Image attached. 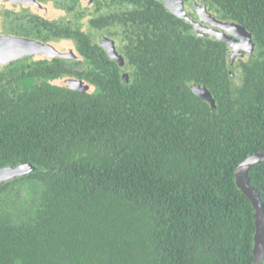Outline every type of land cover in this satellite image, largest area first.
Masks as SVG:
<instances>
[{"label":"trees","instance_id":"obj_1","mask_svg":"<svg viewBox=\"0 0 264 264\" xmlns=\"http://www.w3.org/2000/svg\"><path fill=\"white\" fill-rule=\"evenodd\" d=\"M206 1L253 36L238 81L224 41L159 0H91L92 30L16 22L74 39L77 56L0 69V167L34 166L0 185V264H252L254 209L234 170L264 149V0ZM117 28L128 82L94 40ZM64 75L98 89L53 83ZM248 177L264 203V161Z\"/></svg>","mask_w":264,"mask_h":264},{"label":"flooded vegetation","instance_id":"obj_2","mask_svg":"<svg viewBox=\"0 0 264 264\" xmlns=\"http://www.w3.org/2000/svg\"><path fill=\"white\" fill-rule=\"evenodd\" d=\"M89 1L91 0H83V1L79 0L75 4H73L72 0H0V38H8L14 41L16 39L37 41L44 45L52 46V49L56 51L55 54H50L51 50L38 52V53L36 52L32 54L27 53L19 58H14L12 60H9L6 63L0 64V69L10 64H19V63H23L24 61H25L24 62L25 64L26 62L35 61L38 59H51L53 57H59L63 59L64 58L74 59V57L77 56L76 55L77 53L76 52V42L74 39L68 38V37L67 38L52 37L49 40L41 41L38 38L25 35L23 32L20 33L16 29V22H19L18 20H20L21 22L29 23L32 20L34 21L39 20V21H44L45 23L52 22L54 25H56L54 29H57L58 26L61 24H65L72 28H75L76 26L80 25L81 30H92L91 26L89 25V17L96 15V13L93 11V9H91L92 7L89 4L85 6V3H89ZM159 1L162 3L164 8H166V11L171 12L167 8V6L162 2V0H159ZM177 2L180 4V7L184 11V15L178 16L174 14L173 12L171 13L177 16L178 18L189 23V25L191 26L192 32L195 33L196 36L204 38L206 42H208L207 39H210V38L217 39L214 36H212L210 33L217 34L218 32L216 31L218 30L219 34H222L224 31L220 29L219 27L221 26L226 27V25H224L226 22L233 21V20L224 18L220 14L215 12L210 7L208 1L206 0H177ZM203 4L205 5L206 10L209 13V15L201 14V17H200L198 10ZM52 7H54L55 9ZM81 13H85L84 14L85 17L81 15ZM16 17L17 19H15ZM30 27H33V25ZM194 27L197 28V31L194 30ZM123 36L124 34H123L122 28L121 29L117 28V36L107 35L102 32L101 33L96 32L94 34V40L100 46L102 51L106 54V56L108 57V60H110L111 62H114L119 67L122 80L125 82H128L130 69L127 66V61L124 56L125 46L124 44H122ZM102 37L108 38L113 41L114 50L117 56L121 57V60L118 58H115L114 56L112 57L110 56V54H108L107 49H105L100 42ZM64 39L70 40L74 46H72L70 43H67L64 46V49L62 50L57 49L56 44L60 43V41H63ZM217 40H220V39H217ZM252 41H253L254 50H255L256 47H255L253 36H252ZM67 46H69L70 48L65 49V47ZM254 50L248 55L244 53L243 56H237L234 59L228 56L229 75L232 79L238 81L239 79L238 76L240 74V67H241L242 60L245 61L246 59H248V57L254 52ZM234 70L237 73H235ZM124 74H127V80H124ZM67 78H72V77H67L66 75H64L60 77L59 79L53 80V83L62 85L61 80H64ZM73 79L82 80V79L75 78V77ZM86 84H91V83L86 82ZM70 89H76V88H70ZM97 89L98 88L96 87V90ZM94 91H91V92H94Z\"/></svg>","mask_w":264,"mask_h":264},{"label":"water","instance_id":"obj_3","mask_svg":"<svg viewBox=\"0 0 264 264\" xmlns=\"http://www.w3.org/2000/svg\"><path fill=\"white\" fill-rule=\"evenodd\" d=\"M162 2L167 6V8L178 16H183L184 11L180 7L177 0H162ZM199 16L201 14L209 15L206 10L205 5H201L198 10ZM212 17V16H211ZM214 20V19H213ZM224 25L226 27H219L224 32L219 34L210 33L217 39L224 41V43L229 48L228 56L232 59L237 56H243L250 54L254 50V44L252 41V35L248 32L244 26L232 21L226 22ZM196 26V25H195ZM197 31V28L194 27ZM211 32V31H210ZM102 46L107 49L110 56H114L121 60L120 56H117L113 41L108 38H101ZM51 50L50 54H55L56 51L52 49L50 45H44L37 41L32 40H10L8 38H0V64L6 63L14 58H19L27 53H38L43 51ZM49 57V55H48ZM124 80H127V74H124ZM63 86L69 88H76L79 90L88 91V85L82 81L73 78H67L61 80ZM191 90L199 98H202L208 103L213 104L214 99L210 91L202 84L191 85ZM264 161V149L253 152L247 155L243 160H241L235 170H234V180L237 187L242 191V193L249 199L253 209L254 218V237H253V247L252 264H263L264 260V203L260 198L259 191L250 184V179L248 177V171L254 164ZM34 166L31 163H18L16 165H7L0 167V185L6 181H9L15 177H22L32 172Z\"/></svg>","mask_w":264,"mask_h":264},{"label":"rangeland","instance_id":"obj_4","mask_svg":"<svg viewBox=\"0 0 264 264\" xmlns=\"http://www.w3.org/2000/svg\"><path fill=\"white\" fill-rule=\"evenodd\" d=\"M10 6V5H9ZM52 8H54V7H52ZM50 9H51V7H50ZM55 9V8H54ZM67 43H70L72 46H74L73 45V43L70 41V40H68V39H64L63 41H60V43H58V44H56V47H57V49H64V46L67 44ZM67 48H70L69 46H67V47H65V49H67ZM234 72L235 73H237L235 70H234ZM237 75V74H236ZM234 76V75H233ZM239 77V76H238ZM239 80V79H238ZM88 85V91H94V90H96V87L94 86V85H92V84H87Z\"/></svg>","mask_w":264,"mask_h":264}]
</instances>
